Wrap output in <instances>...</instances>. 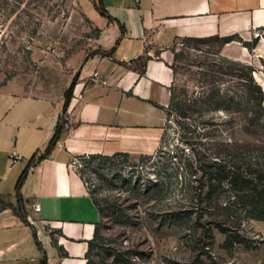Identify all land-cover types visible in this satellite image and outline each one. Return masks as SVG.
Wrapping results in <instances>:
<instances>
[{"label": "rangeland", "instance_id": "rangeland-1", "mask_svg": "<svg viewBox=\"0 0 264 264\" xmlns=\"http://www.w3.org/2000/svg\"><path fill=\"white\" fill-rule=\"evenodd\" d=\"M96 5L0 0V84L11 81L33 94L64 99L83 60L102 50ZM234 41L175 42L173 106L151 158L77 159L76 169L102 209L90 264H264V221L247 217L238 205L222 209L226 195L202 200L194 180L201 172L191 174L219 158L226 142L260 140L264 155V104L258 110L251 99L227 100L255 92L256 85L264 93V28L248 42ZM209 93L224 98L221 109L218 98L206 100ZM248 154L255 159L254 150ZM158 179L164 185L154 189ZM220 223L240 241L226 247Z\"/></svg>", "mask_w": 264, "mask_h": 264}, {"label": "crops", "instance_id": "crops-1", "mask_svg": "<svg viewBox=\"0 0 264 264\" xmlns=\"http://www.w3.org/2000/svg\"><path fill=\"white\" fill-rule=\"evenodd\" d=\"M102 50L85 58L66 109L64 99L0 87V264H85L101 214L76 161L88 155L137 159L159 149L167 122L179 40L248 42L264 28V0H97ZM32 165L16 196L17 179ZM11 154L20 158L10 159ZM40 205L35 212L34 205ZM40 242L42 249L36 245ZM52 240L68 254L60 257Z\"/></svg>", "mask_w": 264, "mask_h": 264}, {"label": "trees", "instance_id": "trees-1", "mask_svg": "<svg viewBox=\"0 0 264 264\" xmlns=\"http://www.w3.org/2000/svg\"><path fill=\"white\" fill-rule=\"evenodd\" d=\"M96 10L102 16H107L104 9L102 8L101 4L96 5ZM233 38H223L224 42H229ZM189 40V39H185ZM202 40V39H201ZM255 41V39H254ZM252 80V79H251ZM254 82V80H253ZM4 83L0 84V87ZM75 85V80L71 83L68 87L66 92L64 93V104L63 109L65 110L68 102L71 98L72 90ZM256 85V84H255ZM256 90L250 91L249 94H234L229 96L228 101L231 103H238L241 104L243 100L249 103L250 99L253 105L257 106L258 110H262V105L264 104V93L260 86H255ZM219 99L217 103L218 109H221V103L224 101V98L215 95V93H209L206 96V100L214 101L215 99ZM247 98V100H246ZM210 99V100H209ZM216 103V100H215ZM173 104V93L171 90L170 96V103L168 105L171 106ZM173 106V105H172ZM168 107H167V115H168ZM177 110V108H176ZM183 113V112H182ZM184 115V114H182ZM62 131V124L58 123L55 127V132L52 138L49 141L46 149L40 153L39 155L33 156L28 164L25 166L24 170L19 175L16 186L15 192L18 200L20 198L19 189L24 182L29 168L34 165L37 161L42 160L46 155L49 154L50 149L56 143L60 133ZM251 148V149H250ZM263 145L260 140L253 143L242 142V140H234L231 142H226L221 149L218 150L219 158L217 157L210 164H204L196 168L195 170L191 171V174L195 175L196 171H200L201 174L197 177L195 176L194 180L197 183V188L200 191V195L203 194V199L208 200H218L221 195H226L228 200L224 204H220L222 209L228 210L230 204L238 205L240 208L245 212L246 216L249 218L260 219L264 221V162L260 161V158L264 155L262 154ZM254 150L256 154H254L255 159L251 160L250 155L248 152ZM249 156H248V155ZM124 156L128 157L127 154H116L113 156H102V155H88L82 158L89 159V160H108L114 156ZM263 155V156H262ZM225 156V157H224ZM228 156V157H227ZM152 156H142L141 159H149ZM230 157V158H229ZM77 172L80 175V178L86 183L88 191L92 196V191L88 186L86 180L84 179L83 173L80 169H77ZM163 181L160 179L156 180L153 184L154 189H158L159 187H163ZM94 203L98 206L100 214H102V209L99 207V204L96 199L92 196ZM5 203L0 200V210L5 208ZM99 223H96V227L94 229V234L91 240L88 241V248L85 253V264H90V256L92 251L96 247V240L99 238L98 234V226ZM219 230L225 233V245L226 247L232 245L235 241L238 240L237 235H233L232 233L228 232L226 228L222 226L220 223L218 226ZM34 238L36 240V245L39 249H42L40 242L37 240L36 235L34 234ZM52 244L56 247L60 257H67V252L59 246L55 240H52Z\"/></svg>", "mask_w": 264, "mask_h": 264}, {"label": "built area", "instance_id": "built-area-1", "mask_svg": "<svg viewBox=\"0 0 264 264\" xmlns=\"http://www.w3.org/2000/svg\"><path fill=\"white\" fill-rule=\"evenodd\" d=\"M57 144H58V142H56ZM20 157L18 156V155H16V154H11L10 155V159L12 160V161H16V160H18ZM33 210L35 211V212H38L39 210H40V205H34L33 206Z\"/></svg>", "mask_w": 264, "mask_h": 264}, {"label": "water", "instance_id": "water-1", "mask_svg": "<svg viewBox=\"0 0 264 264\" xmlns=\"http://www.w3.org/2000/svg\"><path fill=\"white\" fill-rule=\"evenodd\" d=\"M43 263V259H40V264H42Z\"/></svg>", "mask_w": 264, "mask_h": 264}]
</instances>
